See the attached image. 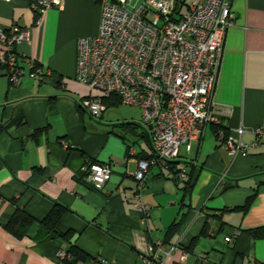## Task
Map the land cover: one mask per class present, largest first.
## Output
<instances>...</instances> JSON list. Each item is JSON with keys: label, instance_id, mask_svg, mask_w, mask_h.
Segmentation results:
<instances>
[{"label": "crops", "instance_id": "crops-1", "mask_svg": "<svg viewBox=\"0 0 264 264\" xmlns=\"http://www.w3.org/2000/svg\"><path fill=\"white\" fill-rule=\"evenodd\" d=\"M198 1L182 0L180 12ZM230 8L213 100L228 136L259 142L231 157L207 124L189 150L178 149L173 169L150 166L144 214L133 174L152 150L140 109L113 101L91 118L82 102L99 92L75 78L76 40L97 33L100 3L62 0L38 18L30 0H0V27L30 33L17 46L21 82L0 67V264H66L56 252L71 245L86 256L75 264H264V238L247 232L264 225V138L253 133L264 110V0H230ZM97 161L112 167L100 190L83 180V167ZM56 204L65 210L53 231L40 221ZM17 208L34 218L22 237L6 228ZM149 244L161 248L157 258Z\"/></svg>", "mask_w": 264, "mask_h": 264}, {"label": "built area", "instance_id": "built-area-1", "mask_svg": "<svg viewBox=\"0 0 264 264\" xmlns=\"http://www.w3.org/2000/svg\"><path fill=\"white\" fill-rule=\"evenodd\" d=\"M30 1L40 18L62 0ZM95 1L101 7L98 31L76 40L75 78L99 92L82 102L91 118L101 116L102 97L110 95L140 108L141 123L154 149L152 159L137 160L133 174L134 205L145 214L149 205L142 202L141 192L149 167H166L180 147L189 150L201 138L207 124L219 125L213 90L226 31L233 24L230 0H199L188 6L187 13L180 12V0ZM29 39V30L16 23L0 27V67L14 85L24 74L17 46ZM29 64L36 75L42 74L36 62ZM253 133L264 138V110ZM216 138L231 157L246 155L259 142L258 138L243 142L222 128ZM83 170L86 184L97 190L112 173L108 162L87 163ZM178 178L186 179V173L180 171ZM155 246L149 244L147 251L157 258L161 248L154 252ZM56 256L61 262L67 253L59 249Z\"/></svg>", "mask_w": 264, "mask_h": 264}, {"label": "trees", "instance_id": "trees-1", "mask_svg": "<svg viewBox=\"0 0 264 264\" xmlns=\"http://www.w3.org/2000/svg\"><path fill=\"white\" fill-rule=\"evenodd\" d=\"M180 5H182V0H180ZM181 8V6L179 7ZM116 101L117 103H121L120 99L118 98V96L116 95H110L108 97H102V102L106 105H109L110 102ZM139 108V107H138ZM140 109V108H139ZM141 111V110H140ZM22 119L21 117L19 118V122H21ZM129 124L122 122L117 124L116 126L119 127H124L127 126ZM215 131H217L218 128H222L220 126V121H219V125H214ZM224 130V129H223ZM225 131V130H224ZM39 130L36 132L38 133ZM226 132V131H225ZM149 136V135H148ZM150 141V138H149ZM150 145H151V152L150 153H141L140 157L138 159H152L154 157V149L153 146L151 144L150 141ZM131 146L130 144H128V149L131 150ZM97 162H101V161H97ZM152 166V165H151ZM159 166V165H158ZM162 167V166H160ZM167 168L173 169L174 168V164H172V159L167 161ZM150 168V167H149ZM149 171V170H148ZM180 171H177L175 173V178H178V173ZM147 176V175H146ZM189 176H187L186 179H184L185 181H188ZM83 180H84V175H83ZM135 180V179H134ZM145 182H146V178H145ZM187 183V182H186ZM189 184V183H187ZM256 193V192H255ZM255 193H253L252 195L248 196L246 201L244 202L243 206L240 208L241 211L245 212L248 210L251 200L254 197ZM65 210V207L61 206V205H55L40 221L43 225H45L47 228H49L50 230L55 231L56 229V223L59 219V217L61 216L62 212ZM34 221V218L32 216H30L29 214H27L23 209H19L17 208V210L14 212V214L11 216L10 220L8 221L6 228L7 230H9L10 232H12L13 234H15L18 237H22L28 226ZM247 232L253 237V238H264V225L263 226H259V227H255V228H250L247 229ZM67 253V257H65L61 263H66V264H75L78 260H85L86 256L82 253V251L80 249H78L75 245H71L69 247L68 250H66Z\"/></svg>", "mask_w": 264, "mask_h": 264}, {"label": "rangeland", "instance_id": "rangeland-1", "mask_svg": "<svg viewBox=\"0 0 264 264\" xmlns=\"http://www.w3.org/2000/svg\"><path fill=\"white\" fill-rule=\"evenodd\" d=\"M125 109H127V110H133L134 108L133 107H130V106H128V105H122Z\"/></svg>", "mask_w": 264, "mask_h": 264}, {"label": "water", "instance_id": "water-1", "mask_svg": "<svg viewBox=\"0 0 264 264\" xmlns=\"http://www.w3.org/2000/svg\"><path fill=\"white\" fill-rule=\"evenodd\" d=\"M127 132H128L129 134L133 135V136H135V135H136V134H135V132H133V130H131L130 128H129V129H127Z\"/></svg>", "mask_w": 264, "mask_h": 264}]
</instances>
